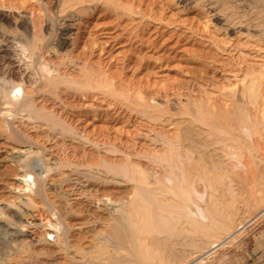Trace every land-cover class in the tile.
<instances>
[{
    "label": "rangeland",
    "instance_id": "374dc122",
    "mask_svg": "<svg viewBox=\"0 0 264 264\" xmlns=\"http://www.w3.org/2000/svg\"><path fill=\"white\" fill-rule=\"evenodd\" d=\"M53 1L55 0H0V38L8 42L5 47L6 56L2 60V69L9 72V76L11 75L7 77L9 82L23 81L20 89L17 92L14 91L13 94L20 101L25 100L27 95L28 97L32 95L35 105L44 109L48 118L58 124L52 132L50 128L44 126L45 124L26 118L24 113L22 116L2 111V105H0V121L8 122V126H11L10 128L22 137L24 149L28 147L50 149L58 158L74 163L78 169L82 168L81 170L89 164L99 163L100 159H139L143 163H149L148 165L153 168L155 164L151 162L152 159L166 152L160 140H173L179 134V129L183 124L181 122L184 119L176 115L181 104H184L180 95L186 93V86L192 85L191 95L203 97L206 104H209L208 107L214 109L217 104L221 108L232 106L234 109L232 107L230 109L235 113L229 112L231 115L238 116L240 115L237 114L238 111L244 109V114L241 113L245 115L247 112L245 119L248 116L251 117L247 121L254 127L253 129L250 125L251 136L242 135L239 141L246 140L245 143L250 144L249 148L251 147L250 149L255 154L248 148L249 151L243 150L237 157L234 155L228 156L229 158L222 157L226 150L225 147L228 146L229 150H226L228 153L230 149H233L231 153H235L236 148L235 142H229L228 136L222 135V137L218 136L220 140L210 137L218 143L214 142V145H209L211 148L208 147L204 151L201 149L200 155L201 152H205L202 154L204 155L208 151L206 155L211 154L214 150L216 157L212 156V153L211 156L215 159L211 160L220 162V165L224 166L223 169L228 168L226 169L229 170V174L223 169L220 172L221 174L224 171L225 175L223 173L222 176L220 175L222 183L220 186L214 184L216 189L214 196L220 202L230 199L233 201L232 199L235 198V202L232 203L237 204V206L233 204L234 207H238L236 222H244L254 217L262 205L250 209L248 206L250 194L256 188L251 190L250 185L246 184L250 176H253L252 172L255 169L260 173L257 174L255 171L254 174L258 176L262 172L264 175V116L255 117L259 115L254 114L253 103L248 98L245 99V94L242 97L241 93H244L251 85L255 76L257 77L260 73L264 76V42L259 40L256 31L244 26L246 18L243 15L245 9L240 4L242 0H86L73 7V11H76H72L73 20L70 22L66 44L56 52L52 49L54 38H48V31L45 30V26L48 28V18H51L52 14L54 17L59 16L58 11L62 0H58L55 5ZM243 1L246 2V0ZM69 4L74 5L75 3L70 2ZM22 22L24 24H21ZM57 24L60 27V23L57 22ZM34 35H36V40L33 38ZM40 38H45L44 46L39 43ZM23 44L28 47L21 49ZM32 44L34 46L30 51L29 47ZM28 52L31 53V59H28ZM33 59L35 60L32 61ZM42 63L52 70L48 75L40 70L39 65ZM84 72L88 73L92 83L96 81L100 86L83 91L58 85L55 91L61 96L60 100L53 98L54 95L51 94L53 91L45 87L44 80L50 76L53 79L62 77L67 81L80 83L83 81ZM263 90L260 92L261 100L264 99ZM145 94L153 95L155 98L154 100L147 99L148 105L152 106L151 109L133 107V104H138L142 95ZM139 96L141 97L138 98ZM241 97L245 99L242 102ZM231 99L235 101L232 104ZM248 101L250 105L247 104ZM213 102L215 105L212 104ZM235 103L241 105L237 106L243 109L237 108ZM155 107L157 110H161V107L166 108L169 115L172 114L170 117L172 121L175 123L179 121L178 127L170 125L169 122L167 124L163 118L169 115L159 117L155 112ZM259 110L256 111L258 114L261 113ZM250 112L256 120L252 119ZM258 118L262 120V124ZM259 122L262 129L258 127ZM59 129H62L60 133L65 129L63 135L59 133ZM258 129L260 130V134L257 133L259 137L254 135L255 131L259 132ZM204 131V129L199 131L202 137L200 135L198 138L200 137L201 141H203L202 138L207 141L204 136L206 132L202 133ZM232 131L231 134L236 137L238 131L235 129ZM252 131H254L253 134ZM67 132H71V136ZM252 135L256 140L254 137L251 138ZM246 137L251 140H247ZM251 141H256V145L253 142L251 145ZM222 145L225 148L223 150L219 148ZM246 151H248L247 155ZM249 152H251L250 155ZM0 154L10 156L13 152L2 148ZM21 158L25 160L23 152ZM232 164L239 167L233 168ZM9 167L8 170H0V186L2 187L7 182L12 183L19 180L15 176L12 164ZM235 170L238 171L234 172ZM231 171L235 173V176L238 173L237 178L233 177L234 173L231 176ZM66 173L64 169L59 172L52 171L45 180L46 187L43 197H45L46 204L52 205V209L55 210L54 215L48 213L43 202H40L32 193L28 194L25 191L21 200L26 201L24 203L27 211L21 209L18 212V219L20 217L22 222L30 221L32 226L19 233V228L8 226V222L0 224V264H29L36 259L45 264L72 263L62 254L49 253L48 257L36 256L33 246L37 241L53 244L56 240V229L54 230L57 224L56 217L63 219V223H67L68 217L74 216L75 212L62 199L66 187L62 184L63 179L61 178H64ZM227 176L233 178L228 179ZM21 181L24 186L28 184L31 190L36 187L31 178L24 180L27 184L23 182V179ZM223 183L229 184L230 187L226 184L225 187ZM216 187H219L218 190ZM226 188H231L229 192L231 191L230 197L234 195L233 198L228 197L227 199L229 193H226L228 192ZM115 207L118 208V205L108 204L106 206L113 213L118 210ZM97 209L96 211L99 212V208ZM77 215L81 216V213L78 212ZM109 218L108 215L99 213L94 227H87L93 228V233H86L84 237L81 235L82 237L77 238L78 240L76 239L73 243L74 246L76 248L80 246L79 248L94 255L93 252L98 244L104 242L107 243L106 245L112 244L109 240L106 242L105 238ZM259 231H264V217L246 225L233 244L226 245L205 259L199 258L205 248L193 251L188 247H178L185 253L182 256L185 260L180 259V264H240L246 253L257 254L264 250V241L257 237ZM45 232L51 234L45 236ZM196 255L198 258L194 257ZM154 261L156 262L152 260Z\"/></svg>",
    "mask_w": 264,
    "mask_h": 264
},
{
    "label": "bare ground",
    "instance_id": "6f19581e",
    "mask_svg": "<svg viewBox=\"0 0 264 264\" xmlns=\"http://www.w3.org/2000/svg\"><path fill=\"white\" fill-rule=\"evenodd\" d=\"M85 1L86 0H62L60 9L58 11L59 16L54 17L52 14L53 18L51 15V18H48V28L45 26V30L48 31V34L46 33L48 38H54V45L52 49L55 52L66 44V38L70 30V22L73 20L72 14L76 11H73V7ZM57 2L58 0L53 1V5H55ZM70 2H74L75 4L71 5L69 4ZM244 2L245 1L243 0L240 2L241 6L245 9L243 12L244 17L246 18L244 26L248 29L256 31L258 33L259 40L264 42V0H246L247 3ZM42 21L40 22L42 23ZM57 22L60 23V27L58 26ZM21 24H24V22ZM35 36L36 35L33 37L34 40H36ZM24 41L26 42V40ZM38 41H40L39 43L44 46L43 43L45 42V38H42ZM21 43H23V41ZM7 44L8 42L5 39L0 38L1 110L12 113L13 115H22V113H24L26 118L29 120L41 122L53 132L54 127L58 126V124L48 118V116L43 111L44 109L35 105V100H33L31 97L32 95L29 97L27 95L25 100L21 98L22 100L20 101L17 100V96L13 94L14 91L17 92L18 89H20L23 81H18L16 83L11 81L9 82L7 77H10L11 75L9 76V72H6L2 69V60L6 56L5 47ZM33 46L34 45L32 44L29 47L30 51H32ZM22 47L23 49H26L28 46L26 47L25 44H23L21 49ZM38 49H40V47H38ZM28 53V59H31V53ZM34 60L35 59L32 61ZM34 63L35 62H33V64ZM46 66L43 63L39 65L40 70L48 75L52 70ZM83 77V81H80V83H75L70 80L67 81L62 77L53 79V77L50 76V78H46L44 80L45 87L53 91V93H51L52 96L54 95L53 98L60 100L61 96L55 91L58 85H65L66 88L73 87L74 89L76 88V90L78 89L83 91L91 90L93 87L100 86L96 81H93V83L91 82L88 73L84 72ZM263 85L264 76L260 73L257 75V77L255 76L253 78L251 85H249L247 89L245 88L246 90L244 93H241L242 97L245 94V99L248 98L249 101L251 100L256 109H253L255 112L260 109L259 111H261L262 115L261 113L258 114V111L256 114L251 109L255 115H259H254L255 117L264 116V103H262L264 99L261 100L262 96L260 93L264 89H262V87H264ZM102 87L103 86H101V88ZM192 88V85L186 86V93L180 95L183 98L184 104H181L176 115L180 116L181 119H184L183 122H181L183 124H180L181 129H179V134L177 133L178 135L175 137L176 139L173 140H160L163 147L166 148V152L164 155L162 154L163 156L159 155L160 157L156 156V159H152L151 162L155 164H152L154 166L153 168L149 166V163H143L139 159H100V161H98L99 163L93 165L89 164L90 166L88 165L86 168H84V170H81L82 168L78 169L74 163L72 164L68 161L58 158L50 149H41L39 146H37L39 149H33L32 147L24 149V140L22 137L15 130L11 129V126H8V122L0 121V150L2 148H6L10 150V152H13V154L10 156H7V154H0V170H8L10 168L9 166L12 164L13 169H15V176L19 179L13 181L12 183L5 182L6 184L4 187L0 186V224H5L4 222H8V226L12 225L19 228V233L24 232L25 228L32 226L30 221L22 222L20 221V217L18 219V212L21 209L26 210V204L24 203L26 201L22 202L21 200L22 196L25 195V191H27L28 194L32 193L33 196L40 200V202H43V205L48 210V213L54 215L55 213L53 211L55 210L52 209V205L46 204L44 199L45 197H43V194H45L43 192H45L46 187L45 180L50 172H59V170L64 169L67 171V173L65 174L66 176L63 174L64 178H61V180L63 179L62 184L66 187V192L65 194L63 193L62 199L75 213L74 216L68 217L69 219L67 223H63V219L61 220L60 218L56 217L57 224L54 226V230L56 229L55 242L53 244H49L46 241L34 242L35 244L32 245L34 246V253L36 256L48 257L49 253L62 254L63 256L65 255L68 257V259L71 260L73 264H155L158 262L159 264H180V259H182V261L185 260L182 258V256L185 255L184 250L181 251V249H179L180 247H188L193 251L200 249L203 250L205 248V251L199 256V258L203 257L202 259H205L212 256L226 245L231 243L233 244V241L242 234L246 225L264 217V175H262L263 173L261 172V174L257 176V174L260 172L255 169L257 174H254L255 171L253 170V176H250V180H248L249 182L246 184L250 185L251 190L252 188H256V190L250 194L249 203L247 201L250 209L260 205H262V207L250 220L236 222L235 218L238 213V207H236L237 204L232 203L233 201L235 202V198L232 199L233 201H230L231 199L227 200L229 199L228 197L231 196V191L229 192V189L231 190V188H226V190H228L226 193H229V196L227 195L226 200L229 202L225 200L220 202L216 196H214L216 194L214 184H217V186L222 184L220 175L222 176V173L225 175L224 171L228 168L226 167L227 169H223L224 166H221L222 164L220 165V162L211 160L215 159L212 156L216 157V155H214L215 153H213L214 150L212 152L213 154L211 153L212 156L210 153V155H206L209 152L208 150H206L208 152L204 155L202 154L205 152H201L200 155V151L201 149L204 151L211 144L214 145V142L218 143V141H214V138L216 137L217 139L215 140H220L218 139V136L222 137V135H227V140H229V142H235L236 144L235 153H231V151L233 152V149H230V153L226 152V150H229L227 149V146L225 147L226 150H224V156L222 157L227 158L228 156L232 155L237 157L238 154H241V151H249L251 148H249L250 144L245 143L246 140L243 142L239 140H241L240 138L242 135L244 137L251 136L252 123H247L248 118L251 117L248 116L246 118L247 120L245 119L244 116H246L247 112H245L246 114L243 115L244 109L239 108L241 105L239 106L238 103H235L236 106H239H237V108L243 109L242 111H238L237 114H240L238 116L236 114H234L236 115L234 116L229 113L233 112L230 109L232 106L230 108L227 106L230 110L225 107L224 109L221 108V106H219L217 103V105H215V102H213L212 104H214L215 107L212 109L208 107L209 104H206V102L202 99L203 97L200 98V96L198 97L191 95ZM10 94H12V96H10ZM140 97L141 96L138 98ZM242 97L241 102L245 100ZM121 99L123 98L121 97ZM147 99L154 100L155 98L153 95L149 96V94H145L144 96L142 95L138 104H135L134 102V104H131H133V107H136L137 109H151L152 106L148 105L149 101ZM166 100H168V97H166ZM238 100L237 102L240 101ZM234 102L235 101L231 102V104ZM244 102L246 103V101ZM247 104L250 105L251 103L249 102ZM253 105L252 108H254ZM233 106L236 107L234 104ZM232 109L234 108L232 107ZM155 112H157V115L162 118L165 115H169L167 109L163 107H161V110L156 109ZM251 115L253 119V113ZM170 117H172V114L166 118H163V120L165 119L164 121L166 123L169 122L170 125H177L179 121L175 123ZM253 120H256V118ZM259 120L262 124V120ZM252 122L256 123L257 121ZM260 122L257 123L258 127L261 125ZM257 124H255V126H257ZM255 128L257 129V127ZM200 129L205 130L202 133L206 132L204 136H206L207 141H204V138H202L203 141L200 140V137H202L201 133L199 132ZM232 129L238 131L237 136L235 135L236 137L231 134ZM61 131L62 129H59V133ZM63 131L65 132V129ZM64 132L60 134L63 135ZM70 133L71 132L68 134ZM253 133L254 131H252V134ZM257 133L260 134V130L259 132L255 131L254 133V135L256 134L259 137ZM198 136H200V139ZM210 137L214 138L211 139ZM253 137L254 136L252 135L251 138ZM247 140H249V138ZM225 141L222 142L226 143ZM222 142L220 144H222ZM252 142L254 145H256V141H251V145ZM223 146L224 145L219 148H222L223 150ZM216 148H218V146ZM229 148H231V146ZM248 151H246V155L248 154ZM22 152L25 154V160H22L21 158ZM250 153L251 152H249V155ZM253 154H255V152ZM218 156L217 159L220 158V156L219 158ZM251 156L253 157L254 155ZM223 161L221 163H223ZM236 166L237 165L232 164L231 167L234 168ZM222 169L224 171L220 174ZM237 171L235 170L234 172ZM227 172V174H229V170H227ZM234 172L231 171V176ZM240 175L242 176V172ZM231 176L230 178L228 177V179L233 178L235 173L233 177ZM236 176L235 178H237ZM26 178H31L35 183L36 187L34 190H31L27 184V181H24ZM21 179H23V182L27 185H22ZM228 182L230 181L228 180ZM227 183H223L224 186L225 184L227 185ZM240 183H238V185ZM241 185L242 183L240 186ZM227 186L230 187L229 184ZM216 188L218 190L219 187ZM15 190L17 192H15ZM19 192L22 194H19ZM226 193L224 194L225 197ZM233 196L234 195H232L230 198H233ZM220 200L222 201V198ZM106 204H117L118 208L115 207V209H118L117 212H110L106 208ZM233 204L236 206L234 207ZM95 207L96 209L99 208V212L96 211ZM78 212L81 213V216L77 215ZM99 213L106 214L110 217L108 220L109 223L107 222L108 227L105 225L108 230L105 232V238L107 239L106 242L109 240L113 245L108 243V246L106 245L107 243L103 241L104 243L98 244L95 248V251L93 250L94 255H90L88 253L89 251L87 252L85 249L79 248L80 246L76 248L73 243H75L77 238L82 237L81 235L84 237V234L86 236V233H93V228H90L94 227ZM50 234L51 233L48 232L44 233L45 236ZM194 257L198 258L197 255ZM152 260H156V262L154 261V263ZM29 264L45 263H41V261L36 259L32 262H29Z\"/></svg>",
    "mask_w": 264,
    "mask_h": 264
},
{
    "label": "crops",
    "instance_id": "0c3cea01",
    "mask_svg": "<svg viewBox=\"0 0 264 264\" xmlns=\"http://www.w3.org/2000/svg\"><path fill=\"white\" fill-rule=\"evenodd\" d=\"M257 237L264 241V231H259ZM240 264H264V250L257 254L246 253V256L242 257Z\"/></svg>",
    "mask_w": 264,
    "mask_h": 264
}]
</instances>
